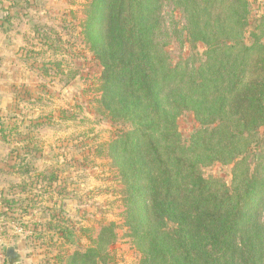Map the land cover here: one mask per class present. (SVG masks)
Masks as SVG:
<instances>
[{"label":"rangeland","instance_id":"1","mask_svg":"<svg viewBox=\"0 0 264 264\" xmlns=\"http://www.w3.org/2000/svg\"><path fill=\"white\" fill-rule=\"evenodd\" d=\"M234 2L245 23L241 35L236 30L240 40L264 45V0ZM92 3L0 0L2 10L13 12L0 18L5 29L13 31L16 39L17 34L28 37L26 50L37 49L42 64L57 63L56 70H49L55 79L40 73L42 79L11 87L8 97L4 88L0 92L2 106L6 98H12L17 106L16 111L0 110V124L8 139L30 136L42 145L39 152H31L30 160L21 163L23 169H30V175L0 182L6 186L0 194V264L5 260L11 264L6 254L9 247L21 256V264H71L75 252H85L94 245L102 227L116 236L106 247L110 253L106 264H141L143 246L127 218L129 183L109 146L124 138L132 124L111 121L100 103L102 65L88 39V30L92 36L98 32V17L89 16ZM194 4L193 9L198 6ZM156 8L151 27L153 42L164 59L161 104L187 147L198 132H209L219 124L225 127L233 120L228 115L223 123L218 119L204 124L196 116L194 100L199 93H206L200 84L209 48L194 38L191 4L160 0ZM214 9L220 11L218 5ZM261 56L264 58V49ZM72 73L76 77L69 81ZM241 149L237 159L245 157L250 170L264 179V125L254 137L245 135ZM201 168L207 177L231 181L233 164L213 161ZM52 174L57 176L54 181ZM170 226L166 222L163 231L167 233Z\"/></svg>","mask_w":264,"mask_h":264},{"label":"trees","instance_id":"2","mask_svg":"<svg viewBox=\"0 0 264 264\" xmlns=\"http://www.w3.org/2000/svg\"><path fill=\"white\" fill-rule=\"evenodd\" d=\"M185 1L194 38L209 48L200 84L206 93L194 100L196 116L204 124L223 123L228 115L233 120L198 132L187 147L160 99L164 59L151 27L160 0H93L89 13L98 17V32L88 30V39L102 65L100 103L111 121L132 124L109 145L129 183L128 222L143 246L141 264H264V179L245 157L237 159L245 135L254 137L264 125V45L240 40L236 30L241 35L245 23L235 0ZM32 67L56 78L49 70L57 63ZM4 131L0 124L6 139ZM213 161L233 164L230 183L205 176L201 166ZM115 237L102 227L71 264H106Z\"/></svg>","mask_w":264,"mask_h":264},{"label":"crops","instance_id":"3","mask_svg":"<svg viewBox=\"0 0 264 264\" xmlns=\"http://www.w3.org/2000/svg\"><path fill=\"white\" fill-rule=\"evenodd\" d=\"M4 1L7 3L10 2V0ZM8 13L13 14V12L2 10L0 8V18ZM3 23L4 21L0 19V92L2 88H4L8 97L10 90H13L16 86H20L24 82L30 83L42 79L43 76L38 70L32 67V65H37L41 63V61L39 55L36 56L37 52L35 51L37 49H35V51H33L34 49L32 51L26 50L27 48H25V46L28 42V37L26 38L24 35L23 37H19L20 35L17 34L16 39V35L12 33L13 31L11 32V30L9 31L5 29ZM15 43H17V46H15ZM11 87H13V89H11ZM30 87L28 89H31V92L34 91V88ZM35 89L38 90V88ZM6 99L7 102L3 106L2 100L0 99V110L3 112L7 110L16 111L15 107L17 106L14 107V100H11L12 98ZM1 111L0 113H2ZM5 123L10 124V121L7 120ZM8 124L6 126H8ZM38 126L39 125L36 126L37 129H39ZM24 129L25 127L21 131ZM41 143L43 144V142H40V144ZM41 146L42 145L35 144L30 136L13 137L12 139H8L7 135L6 139H4L2 138V133H0V182L3 179L12 178L14 181L15 178H23L30 175L31 171H27L28 168L23 169L21 163L23 164L24 161L30 160V151H32L33 148L36 147L40 149ZM5 187V185L0 186V194L4 193L3 190L5 191ZM8 257L10 258L11 264L22 263V258L17 251H15L14 254L8 255ZM4 263H7L6 260Z\"/></svg>","mask_w":264,"mask_h":264},{"label":"water","instance_id":"4","mask_svg":"<svg viewBox=\"0 0 264 264\" xmlns=\"http://www.w3.org/2000/svg\"><path fill=\"white\" fill-rule=\"evenodd\" d=\"M6 253L7 255H11V254H14L15 253V250L13 247H9L6 249Z\"/></svg>","mask_w":264,"mask_h":264},{"label":"built area","instance_id":"5","mask_svg":"<svg viewBox=\"0 0 264 264\" xmlns=\"http://www.w3.org/2000/svg\"><path fill=\"white\" fill-rule=\"evenodd\" d=\"M1 264H5V263H3V261H2V263Z\"/></svg>","mask_w":264,"mask_h":264}]
</instances>
